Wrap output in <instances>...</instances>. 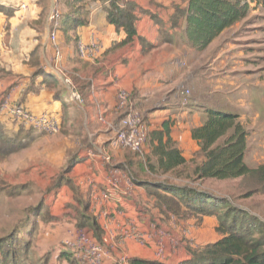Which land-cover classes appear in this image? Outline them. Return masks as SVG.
<instances>
[{"label":"crops","instance_id":"crops-1","mask_svg":"<svg viewBox=\"0 0 264 264\" xmlns=\"http://www.w3.org/2000/svg\"><path fill=\"white\" fill-rule=\"evenodd\" d=\"M125 1L135 6L136 36L113 49L114 43L125 39V32L107 22L108 3L86 1V24L72 27L80 15H69L73 0H0V6L13 12L9 17L0 13V90L30 112L53 115L59 122V136H51L47 143L51 145L40 152L41 162L47 165L45 183L73 162L55 183L59 187L44 198L52 221L39 223L35 239H42L33 246L37 253L43 249L38 255L44 264H76L67 242H73L82 229L76 226L78 206L67 182L78 191V199L88 202V214L104 233L99 242L106 252L102 264H120L121 256L128 264L132 259L180 264L190 258L189 251L215 242L219 235L212 226L206 238L205 221L197 225L192 217H177L161 206L147 186L164 180L140 172L141 160L149 158L155 164L152 148L169 137L187 165L192 160L200 162L199 143L192 139V131L204 124L210 110L237 115L246 131L259 138L253 152L264 148L260 114L264 113V65L258 66L250 53L236 46L240 40L239 31H234L237 24L198 50L188 42L187 20L175 18L176 11L187 8V0H120L119 4ZM52 8L59 14L55 29L58 61L49 39ZM173 20H178L176 26ZM229 31L234 32L226 37ZM75 39L96 40L101 46L97 58L92 62L80 59ZM139 39L150 46L143 47ZM37 68L57 78L65 89L64 79L71 80L83 104L73 102L67 90L55 98V90L47 89L42 77H32ZM119 89L130 94V107L149 131L143 153L136 159H128L127 153L124 157V149L116 144L122 116L116 109ZM3 119L8 120L0 116V122ZM13 125L17 131L19 126ZM259 162L254 160L250 167L264 165ZM112 178H117L118 188L102 199ZM131 230L142 237L143 244L125 236ZM82 231L96 241L90 229ZM109 233L114 240L104 243ZM157 246L163 248L161 260L156 256Z\"/></svg>","mask_w":264,"mask_h":264},{"label":"trees","instance_id":"trees-1","mask_svg":"<svg viewBox=\"0 0 264 264\" xmlns=\"http://www.w3.org/2000/svg\"><path fill=\"white\" fill-rule=\"evenodd\" d=\"M86 1L108 3L106 9L107 22L117 30L123 29L125 32V39L119 43H114L113 49L130 43L136 36L134 29L135 6L130 1H125L120 5V0H73L69 6V15L77 14V12L80 15L72 21V27H80L86 24V12L83 7ZM187 2V8L183 11H176L175 18L178 16L179 19L187 20L188 42L198 50H204L223 31L245 20L249 11L246 0H187ZM256 2L264 8V0H256ZM0 13L8 17L13 14L12 11L2 6H0ZM177 21L173 20L172 24L176 26ZM64 25L65 27L68 25L67 21L63 23V27ZM139 41L143 47L150 46L142 39ZM76 43L77 39H75V45ZM38 76L42 77V83L47 89L55 90V98L66 91L57 78L47 75L41 68H37L32 75L33 78ZM58 87H60L59 90H57ZM77 91L80 94L78 89ZM80 96L83 99L81 94ZM2 130L0 126V132ZM248 135L249 133L241 125L237 115L215 110L207 111L204 124L192 131V139L199 143L200 150L197 156L201 161H191L192 167L187 178L194 183H202L207 180H236L256 175L261 183L264 182V165L252 168L246 163ZM4 141L8 144L13 143L17 151L25 148L21 141H13L11 138H6ZM151 156L155 158L156 163L152 164L149 158H147V162L146 160L141 161L137 166L140 172L147 171L153 176L167 175L187 165L182 153L174 147L169 137L164 143L159 142L152 148ZM72 165L73 162H69L63 173H68ZM180 174L179 172V176ZM58 183L59 181H57ZM67 185L74 194H77V190L70 183L67 182ZM147 190L158 201H161V204L170 213L174 212L173 206L176 203H181L187 210H192L201 217L214 216L220 220L219 226L215 229L217 233L221 234L219 239L189 251L190 258L180 264H264V223L248 212L232 205L224 198L185 185H173L168 181H164L163 184L148 185ZM75 200L78 206L75 209L77 228L90 229L97 240H100L102 231L95 218L88 214V202L81 201L76 198V195ZM178 208L176 205V209ZM180 209L182 210V208ZM35 210H40L36 216L41 219L45 217L42 220L46 221L43 222H47L48 219L51 220L48 208L44 204L39 205ZM180 213L176 210V214L181 215ZM35 230L29 231L28 234L33 237ZM12 238L13 244L10 241ZM17 239L16 232L0 238V264H30V260L31 263L34 261L33 255L35 253L30 241L25 242L18 239L24 259H21L18 252L15 251L16 249L13 250L14 241ZM29 253L31 258H29ZM72 260L73 263L78 264L75 257ZM129 264L163 263L132 259Z\"/></svg>","mask_w":264,"mask_h":264},{"label":"rangeland","instance_id":"rangeland-1","mask_svg":"<svg viewBox=\"0 0 264 264\" xmlns=\"http://www.w3.org/2000/svg\"><path fill=\"white\" fill-rule=\"evenodd\" d=\"M246 2L249 6L248 15L245 20L237 23L235 26L236 29L234 30L239 31L238 36L240 37L236 46L244 50L245 53H250L257 65L262 66L264 65V8L258 5L256 0H246ZM234 31L226 32V37L231 35ZM66 90L68 91V89ZM260 114L264 118V113L261 112ZM0 126L3 129L2 132H0V238L7 237L13 232L15 234L16 232V237H18V239L25 242L30 241L31 246H34L35 242L37 244L42 239V237H40L38 241L35 239L39 231V223H47L43 222L46 220H42L45 219V217L41 219L39 216H36L40 210L35 209L39 205L44 204V198L49 192L59 187L56 186L55 183L64 175V171H62L61 168L59 172H56L55 176L52 177L48 184L45 183L43 178H45V174H48L45 168L47 165L41 162L40 152L46 146L51 145L47 144L51 143L48 139L51 138V136H59L60 131L51 135L43 133L39 135L35 134L33 130L20 126L16 131L13 123L6 119L0 122ZM5 137L11 138L13 141L17 140L23 142L25 148L17 151L13 143H5ZM258 140L259 138L257 136L249 133L247 139L248 153L246 158V163L249 166L253 164L254 160L257 162L260 161L259 163L261 164L264 162V148L260 151L254 150L255 152H253L254 147L258 144ZM145 144L146 142L143 148L137 152L124 150V157L125 153H127L128 159L139 158L143 153ZM251 152L254 153V157L253 155L251 156ZM30 160L33 164H30ZM145 160L147 162V158ZM191 167V165H186L170 174L157 175L153 177V180H164L179 186L185 185L210 193L216 197L224 198L232 203V205L248 212L251 216L264 223V182L261 183L256 175H250L249 177L236 180H207L202 183H194L191 179L187 178ZM179 172L181 173L180 176ZM75 195L76 198H78V194ZM159 203L164 207L161 201H159ZM176 205H178V209H176ZM173 210L175 212H172L173 215L177 217H192L197 225L205 221L206 227L203 228V230H205L204 235L206 238L213 231L212 226H214V229L219 226L220 220L216 217H201L192 212V210H187L181 203H176L173 206ZM176 210L181 212V215L176 214ZM47 221L52 220L48 219ZM52 228H55V226ZM33 229H36L35 235L31 237L28 232L33 231ZM218 235L219 237L221 236L220 233H218ZM91 237L94 239L96 238L95 234ZM103 237L104 233L102 232L100 240L96 239V241L98 243L101 242ZM18 239L14 241L13 250L16 249L15 251L18 252L21 259H24L22 256V249L19 248L20 244H18ZM10 241L13 244V238ZM76 242H78V239L75 237L73 242H67V246L76 245ZM40 249L38 253L34 252L35 255H33V258L35 259L32 263L30 260V264H44L45 259H39L40 256L38 254L41 255V251L43 250L42 248ZM29 258H31L30 253Z\"/></svg>","mask_w":264,"mask_h":264},{"label":"built area","instance_id":"built-area-1","mask_svg":"<svg viewBox=\"0 0 264 264\" xmlns=\"http://www.w3.org/2000/svg\"><path fill=\"white\" fill-rule=\"evenodd\" d=\"M58 11L56 8H52L49 14V22L53 24V30L49 33V39L53 44L55 59L58 61L60 58V49L57 44V35L55 32L58 20ZM100 44L91 39L89 42H85L82 39H78L76 43V52L80 59L84 61H94L100 51ZM64 84L66 85L70 99L79 104H83V99L77 91V88L69 79H64ZM188 95V91H185ZM117 105L116 109L122 113L121 119L118 123L116 129V144L119 148L128 150L131 152L140 151L143 148L148 136V127L144 123L141 115L134 111L130 107V94L119 89L116 95ZM0 116L6 117L11 123L17 126L33 130L39 134H55L59 131V122L57 119L50 114L36 115L26 109L23 105L18 102L11 101L9 96H5L0 90ZM128 183L131 184V179H128ZM118 188L117 178H112L109 181L107 188L104 189L101 194L102 199L110 197L113 190ZM102 213L100 217L103 215ZM127 238H131L136 242L143 244L144 241L142 237L131 230L125 235ZM76 245L69 246L71 252L74 254L75 259L78 264H102L105 257V246L104 244L98 243L92 240L86 233L79 230L76 233ZM114 240L112 233L107 235L104 243H108L109 240ZM110 244V243H108ZM156 256L158 259H163V248L157 246ZM120 264H128L125 256L119 258Z\"/></svg>","mask_w":264,"mask_h":264}]
</instances>
